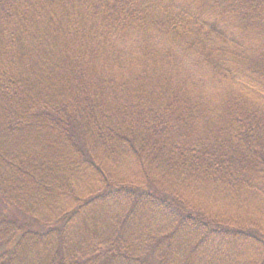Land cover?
Listing matches in <instances>:
<instances>
[{
    "label": "trees",
    "instance_id": "obj_1",
    "mask_svg": "<svg viewBox=\"0 0 264 264\" xmlns=\"http://www.w3.org/2000/svg\"><path fill=\"white\" fill-rule=\"evenodd\" d=\"M264 0H0V264H264Z\"/></svg>",
    "mask_w": 264,
    "mask_h": 264
},
{
    "label": "rangeland",
    "instance_id": "obj_2",
    "mask_svg": "<svg viewBox=\"0 0 264 264\" xmlns=\"http://www.w3.org/2000/svg\"><path fill=\"white\" fill-rule=\"evenodd\" d=\"M244 211L256 220L260 227L264 230V203L261 200L255 199L246 202Z\"/></svg>",
    "mask_w": 264,
    "mask_h": 264
}]
</instances>
